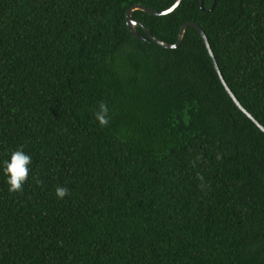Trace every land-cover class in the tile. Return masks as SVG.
Segmentation results:
<instances>
[{
    "label": "trees",
    "instance_id": "1",
    "mask_svg": "<svg viewBox=\"0 0 264 264\" xmlns=\"http://www.w3.org/2000/svg\"><path fill=\"white\" fill-rule=\"evenodd\" d=\"M175 2L0 0V162L32 157L22 192L0 172V264H264V131L197 28L127 26ZM200 3L132 17L198 23L264 125V0Z\"/></svg>",
    "mask_w": 264,
    "mask_h": 264
},
{
    "label": "water",
    "instance_id": "2",
    "mask_svg": "<svg viewBox=\"0 0 264 264\" xmlns=\"http://www.w3.org/2000/svg\"><path fill=\"white\" fill-rule=\"evenodd\" d=\"M182 0H176V2L171 6L169 7L168 9H165V10H154L150 7H147L145 5H142V4H134L132 6H130L126 12V22H127V26L128 28L130 29V31L135 35L137 36L138 38L140 39H144V37L142 35H140L137 31V27H140V28H143L145 30V32L147 33V35L153 39L154 41H156L158 44H160L161 46L165 47V48H176L178 47L182 41H183V38H184V34H185V30L188 26H193L195 28H197L201 35H202V38L206 44V47L210 53V56L212 57V60L214 62V65H215V68H216V71L220 77V80L221 82L223 83V85L225 86L226 90L228 91V93L230 94V96L232 97V99L234 100V102L237 104V106L248 116L250 117L263 131H264V125L261 124L242 104L241 102L238 100V98L235 96V94L232 92V90L230 89V87L228 86L223 74H222V71L220 69V66L216 60V57L214 55V52L210 46V43H209V40H208V37L205 33V31L203 30V28L196 22H192V21H188V22H185L182 26H181V29H180V32H179V37H178V40L177 42L175 43H168V42H165L159 38H157L156 36H154L150 31L149 29L143 24L141 23L140 21L138 20H135L133 17H132V13L133 11L137 10V9H140V10H143L145 12H148L149 14H152V15H156V16H162V15H166V14H169L171 12H173L180 4H181ZM215 2L216 0H214V4L213 6L215 5ZM201 7L204 8L203 6V0H201ZM212 6V7H213Z\"/></svg>",
    "mask_w": 264,
    "mask_h": 264
},
{
    "label": "clouds",
    "instance_id": "3",
    "mask_svg": "<svg viewBox=\"0 0 264 264\" xmlns=\"http://www.w3.org/2000/svg\"><path fill=\"white\" fill-rule=\"evenodd\" d=\"M94 115L102 127L109 123L108 108L104 103L99 104L98 111ZM31 165L32 157L22 147L11 150L8 158L0 162V172L5 176L9 192L23 191V186L29 179ZM68 191L67 187L58 185L55 189V195L58 199H63Z\"/></svg>",
    "mask_w": 264,
    "mask_h": 264
}]
</instances>
